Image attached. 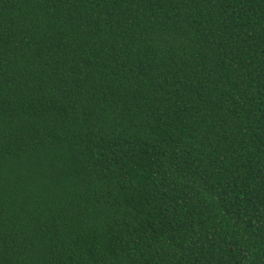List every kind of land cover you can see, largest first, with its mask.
Here are the masks:
<instances>
[{"label":"trees","instance_id":"obj_1","mask_svg":"<svg viewBox=\"0 0 264 264\" xmlns=\"http://www.w3.org/2000/svg\"><path fill=\"white\" fill-rule=\"evenodd\" d=\"M0 264H264V0H0Z\"/></svg>","mask_w":264,"mask_h":264}]
</instances>
